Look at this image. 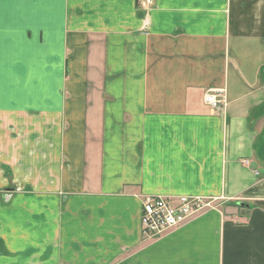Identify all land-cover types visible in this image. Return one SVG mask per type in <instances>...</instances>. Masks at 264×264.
<instances>
[{"label":"crops","instance_id":"0c3cea01","mask_svg":"<svg viewBox=\"0 0 264 264\" xmlns=\"http://www.w3.org/2000/svg\"><path fill=\"white\" fill-rule=\"evenodd\" d=\"M142 9L0 0V264H264V0ZM150 195L218 202L151 239Z\"/></svg>","mask_w":264,"mask_h":264},{"label":"built area","instance_id":"2783aa9c","mask_svg":"<svg viewBox=\"0 0 264 264\" xmlns=\"http://www.w3.org/2000/svg\"><path fill=\"white\" fill-rule=\"evenodd\" d=\"M150 3L151 0H140L142 8L149 6ZM204 103L214 110L226 108L229 103L227 91H208L204 95ZM210 206V201H205L200 197H148L142 206L141 228L143 236L152 238L163 235L183 225L194 215Z\"/></svg>","mask_w":264,"mask_h":264},{"label":"rangeland","instance_id":"374dc122","mask_svg":"<svg viewBox=\"0 0 264 264\" xmlns=\"http://www.w3.org/2000/svg\"><path fill=\"white\" fill-rule=\"evenodd\" d=\"M138 3H139V5H140V0H138ZM151 3H152V0H151ZM151 3H150V5H152ZM150 5H149V6H150ZM147 7H148V6H147ZM147 7L143 8L142 10L147 9ZM227 95H228V94H227ZM228 101H229V99H228ZM155 196H160V195H150V196H145V197L143 198V200H142V206H143V202L145 201L146 198H148V197H155ZM182 196H184V195H182ZM164 197H166V196H164ZM167 197H178V196H167ZM195 197H196V196H195ZM200 198H203L205 201H210V202H211V206L208 207V208H206V209H204V210H202V211L199 212L198 214L203 213L204 211H206V210H208V209H212V208H214L215 205H216V203L218 202L217 199L214 200V199L206 198V197H200ZM142 210H143V209H142ZM142 210H141V217H142ZM198 214H196V215H198ZM196 215H194L192 218H194ZM192 218H190L189 220H187L183 225L187 224ZM183 225H180V226H178V227H176V228H174V229H172V230H175V229H177V228H179V227H181V226H183ZM141 230H142V228H141ZM172 230H170V231H172ZM170 231H168V232H170ZM168 232H166V233H168ZM142 234H143V233H142ZM164 234H165V233H164ZM164 234H163V235H164ZM160 236H162V235L154 236V237H152L151 239H155V238H158V237H160Z\"/></svg>","mask_w":264,"mask_h":264}]
</instances>
